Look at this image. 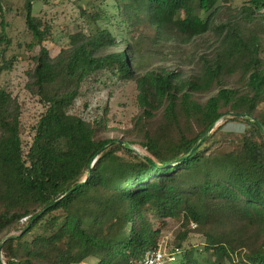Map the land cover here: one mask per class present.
<instances>
[{
    "label": "trees",
    "instance_id": "1",
    "mask_svg": "<svg viewBox=\"0 0 264 264\" xmlns=\"http://www.w3.org/2000/svg\"><path fill=\"white\" fill-rule=\"evenodd\" d=\"M36 1L24 5L38 47L26 89L45 109L30 143L19 99L0 86V245L17 232L5 264H129L160 245L168 219L182 226L168 264H264V133L252 119L264 124V0H85L55 56ZM1 24L0 75L15 59ZM102 78L138 91L123 145L106 134L108 106L77 109Z\"/></svg>",
    "mask_w": 264,
    "mask_h": 264
},
{
    "label": "rangeland",
    "instance_id": "2",
    "mask_svg": "<svg viewBox=\"0 0 264 264\" xmlns=\"http://www.w3.org/2000/svg\"><path fill=\"white\" fill-rule=\"evenodd\" d=\"M225 1H228V3ZM84 2L85 0H37L34 3L35 14L42 16L52 24L53 40L46 42L52 56H55L62 47H67L70 42L69 35L82 27L84 22L81 17L80 6L84 5ZM244 2L245 0H221L220 4L237 7L242 6ZM112 3L113 1L109 0L108 6L112 5ZM24 5L25 0H8L2 5L3 9H0V27L3 26L1 21H4L6 33L9 40H11L10 48L6 52V59L13 60V56H15L12 62L14 64L11 68L1 73L0 86L10 90L19 99L22 106L23 139L25 143H30L33 136L32 127L37 122L39 114L45 108L39 101V98L33 96L26 89L28 80L27 71L33 66L32 57L37 54L38 47L34 49L29 48V45L34 40L26 28ZM203 15L205 16L206 13H203ZM2 46L4 47L3 44H0V50ZM0 63H3L1 57ZM176 65L177 62L175 60H171L169 63L170 67ZM83 92L84 94L77 103V109L84 110L85 103H88L93 110L98 107L103 109L108 106L110 109L109 125L116 130L106 134L123 145V135L119 129L130 125L132 118L138 112V91L136 85L132 82L121 83L102 78L98 83L87 84ZM94 113L95 110L86 114L94 115ZM221 123L222 121L217 126ZM244 128L245 125L242 122H230L225 126V129L237 132L243 131ZM131 147L137 153L142 155L147 154L137 144H131ZM157 226L159 224H156ZM181 228L179 220H167L161 237L166 253H169V249L176 245L177 235ZM12 234H17V232H12ZM189 240L193 243H198L201 237L191 232ZM0 258L5 262L2 253H0Z\"/></svg>",
    "mask_w": 264,
    "mask_h": 264
},
{
    "label": "built area",
    "instance_id": "3",
    "mask_svg": "<svg viewBox=\"0 0 264 264\" xmlns=\"http://www.w3.org/2000/svg\"><path fill=\"white\" fill-rule=\"evenodd\" d=\"M191 226L194 228L197 225L192 222ZM175 261V256L165 252L163 243L153 250L146 253L142 260H132L129 264H168L169 262Z\"/></svg>",
    "mask_w": 264,
    "mask_h": 264
},
{
    "label": "water",
    "instance_id": "4",
    "mask_svg": "<svg viewBox=\"0 0 264 264\" xmlns=\"http://www.w3.org/2000/svg\"><path fill=\"white\" fill-rule=\"evenodd\" d=\"M234 114V113H233ZM239 116H244L243 114H238ZM257 124L258 126L260 127V129L262 130V132L264 133V124L258 120V119H255V118H252ZM217 125L213 124L210 126V128L204 133V135L202 136V138L195 144V146L193 147V149L190 151L189 155L193 154L196 150V148L202 143V141L207 137V135L216 127ZM189 155L185 156L184 158L182 159H186ZM73 192V190H70L68 191L65 195H63L61 198H59L58 200L52 202L51 204H49L47 207H45L41 212H39L38 214L42 213L43 211H45L46 209H48L50 206L54 205L55 203H57L60 199H62L63 197L71 194ZM16 235L15 234H11L9 235L5 240L7 239H10V238H13L15 237ZM4 241L1 242V245H0V253H2V246L4 244ZM3 264H5V262H3Z\"/></svg>",
    "mask_w": 264,
    "mask_h": 264
}]
</instances>
